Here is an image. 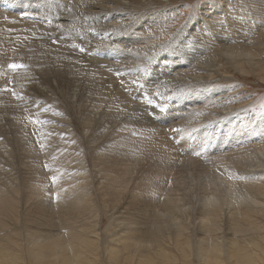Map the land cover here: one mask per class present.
<instances>
[{"label": "bare ground", "instance_id": "obj_1", "mask_svg": "<svg viewBox=\"0 0 264 264\" xmlns=\"http://www.w3.org/2000/svg\"><path fill=\"white\" fill-rule=\"evenodd\" d=\"M59 1L64 2L65 0ZM66 1L67 3L58 4L57 0H0V78L7 79L4 82L0 80V90L7 89L8 84L15 83V81V91L18 88L26 87L28 80L24 76L29 71V65L35 68L38 65L42 67L55 62L54 72H43L42 84L44 85L51 76L59 80L63 86L62 90L69 89L71 97L77 98V102L73 103L77 109L75 114L83 117L82 122L78 121L77 124L72 125L71 122L68 123L65 120V117H62L61 111L56 110L50 121L39 118H37L39 122L35 121L32 118V113L36 114V110L28 104V96L20 89L16 104L15 101L9 100L7 102L10 104H3L0 107V112L1 110L6 112L3 115L8 117L9 112L12 113L14 109H20L21 115H31V122H23V124L13 122V118L10 117L7 137L10 132L13 133L12 130H22L24 132L22 137L27 146L20 147L13 152L9 160L16 158L18 153L20 158L30 162L31 165L35 163L42 165L41 163L44 161L49 170L59 166L58 173H56L57 169L55 170L56 174L52 170L53 173L44 172V179L48 176H57L60 180L65 178L68 181L64 185L55 183L53 186V192L58 193L56 204L50 203V197L46 199V196H43L47 190L45 187L37 195H32L30 191H25L20 195L17 192L12 195V191L10 193L0 191V232L6 230L11 222L21 223L20 219L18 222L14 221V217L19 215L20 207H25L29 200H32L31 206L33 207L28 212L32 215L35 214L34 217L26 214L29 216L28 222L39 226L41 218L44 229L54 227L52 218H45L47 216L45 214H49L53 218L61 213L71 214L74 223L70 220L61 222L62 229L64 226H73L77 222L75 214L79 218L83 217V214L88 211L79 209L76 204L80 198L90 196L87 195L90 189L87 188L84 196L80 195L85 189V185L77 178L82 175L79 173L83 166L92 172L91 168L89 169L91 164L89 159L92 161V158L96 157L92 156V152L77 151L76 149L80 147L78 141L83 140V150L87 148L85 145L101 144L105 137V134L102 133L110 125L112 133L117 130L119 132L128 130L133 136L144 135L140 139H135V144L123 156L124 160L114 162L111 159L97 157L98 161L96 159L94 161L97 163L96 171L102 173L104 169L99 164L104 163L108 167V171L112 173L111 175L114 176L106 185L114 197L119 196L118 190H122V188L126 190L127 187L129 189V180L131 179L125 178V176L130 174L129 176L132 177L133 174L129 172L133 168H129L132 170L124 174L120 170L125 168L123 167L125 162H129L127 164L134 167L138 165L139 161H143L140 159L138 151L144 150V146L154 148L151 153H156L158 157L152 161L153 163L157 162L155 167H172L180 164L179 167L188 173L199 172V174L194 173L192 182H187L184 187H181L180 184L167 186L166 181L158 182L159 185L153 186L157 190L166 191V197L165 201H162V208L158 211L154 209L148 220L141 218L140 222H135L133 220L136 216L134 219L131 216L129 218L132 221L127 218L126 223H122L120 219L119 223H122L123 226L118 225V229L124 230L125 234L121 235L119 239L123 242L121 246L124 249L127 248L130 258L128 263L180 264V258H175L176 254L166 255L164 253L161 242L170 239L173 244L175 240H186V245H192L194 256L200 258L203 264H264V253L256 254L254 252L255 256L249 253L250 248L247 250L248 245L256 246L262 238L259 232L260 226L264 223V140L259 139V130L256 138L261 141L256 147L257 154H253L257 156L256 160L249 162L243 159L242 164L239 165L240 159L233 158L235 155L232 154L230 162L228 159L225 164L222 163L228 167L225 172L224 168L223 171L219 170L220 167L217 165L220 164L219 161L216 163L217 170L213 168L206 170L204 166L199 165L200 162L205 161L216 162L213 152L230 145L232 143L230 138H233L235 131H243L251 138L257 136L255 131L257 127L248 132V128L241 129L240 123H237L243 118L246 119V122L251 121L248 116L249 109L245 107L251 105L254 99L248 92L246 82L240 83V85L235 81L232 82L231 78L235 75L256 76L264 81V60L262 57L264 30L259 29V24L249 21L246 17L243 20L240 19L246 15L248 10L244 11L242 17L231 16L232 13L229 16L227 13L231 0L225 3L217 1L212 3L211 9L206 8L205 12H200L198 17L196 16V25L191 27L193 20L186 21L184 26L187 31L177 29L174 33L172 32L173 34L170 32L172 38L171 41H167L166 36L169 32L167 29L174 21H171L173 19L168 13L169 11L166 10L171 5H164L175 3L174 0ZM177 1L183 3L185 0ZM220 3L222 4L221 8L215 16H206L208 13L216 12L215 7L220 6ZM244 8H246L245 5ZM217 19L224 21L217 23L219 29L215 31L216 22L214 26L213 23L211 25V22ZM217 28L215 27V29ZM254 34L257 36L255 44H253L256 38ZM10 64L23 65V67L12 69L9 67ZM173 69L181 70L180 72L177 70L178 73L172 72L173 74L167 77ZM37 73L39 71H35L33 75ZM222 81L225 82L221 84ZM19 82L21 83L18 84ZM163 85L168 89L178 91L193 88V92L191 91V97L188 100L185 93L178 94L175 102L170 99L168 92L163 90ZM95 96H99L100 104L98 106L102 107L100 112L98 108L95 109L97 105ZM199 97L203 98L205 105L201 108L193 107V110L190 108L189 113L185 112L187 117L184 122L182 121L183 124L179 125L178 123L179 126H176V133L183 128L194 134L187 141L180 142L181 145L178 148L176 144H173L172 147L175 149L173 151L172 147L166 143L167 140L169 142V139L174 142L169 135L171 131H159L158 126L171 120L172 116H185L182 106L192 104ZM6 98H11V96H0V100ZM236 102L240 105L239 108L236 107ZM41 105V101L36 103V106ZM53 111L55 110L52 109ZM238 111L247 115L239 114ZM235 112H238L237 120L230 117L232 114L235 115ZM249 115L256 118L253 113ZM140 120L143 122L142 125H139ZM93 121L96 123H92ZM130 123L142 127H136L138 131L133 132L135 128H131ZM229 123L234 125L230 127ZM14 125L15 127H13ZM259 125H262V122ZM121 128L123 130H120ZM173 129L174 126L172 131ZM260 131L264 132V129ZM32 132L34 136L31 135ZM166 136L169 139H166ZM198 136H201L202 139L194 140ZM45 137L48 140H55L57 143L54 145L47 143ZM173 138L175 140V137ZM123 139V136H120L117 140L123 141ZM193 142L196 144L195 147L192 145ZM205 144H212V146L201 157L202 161L197 162L198 154L202 153L200 149ZM177 149L178 152H176ZM249 150L251 151V148ZM10 151L11 147L0 142V155H6ZM234 153L236 154V152ZM87 154L91 158H88ZM75 161H78L81 167L68 166ZM59 162L67 163V165L63 167ZM112 164H118V166L112 167ZM83 168L85 169V167ZM224 174L228 178H225ZM91 176L98 180L97 174ZM195 180L197 181L195 182ZM96 189L100 188L96 187ZM203 193L206 194V198L202 199L201 194ZM196 194L200 197L194 201ZM232 200H235L236 204L239 202V205L234 207ZM232 206L234 208H231ZM114 209L116 208L114 207ZM118 209L117 211H119ZM111 211L114 212V210ZM194 215L200 218L198 223L194 222ZM254 217L262 220L257 222L253 220ZM146 221H150L149 228L141 230L138 224L149 223ZM27 225L24 224V226ZM191 228L198 229L197 231L200 233L195 243L189 238H183ZM22 231H25V235L21 240L28 243L29 237L32 235L31 230L26 227ZM92 232L96 236V230ZM3 233L0 237L1 242L10 239L11 235V233ZM53 233L44 234V240H48L45 249L39 246L35 240L31 241L33 246L28 251V258L33 259L34 264H79V262L82 264V253L88 252L92 241L85 238L84 235L79 236L78 242L68 237L76 246L73 248L71 246L73 242L67 241V239L63 241L59 234ZM33 235L36 238L41 237ZM55 236L57 238H54ZM117 250L118 254L121 249ZM114 251L111 249L110 252L114 253ZM117 254H111L112 264H121L124 261V259L122 261V258H118ZM7 256L8 253L0 256V264H13L14 258L9 259L6 258ZM84 256L86 257V255Z\"/></svg>", "mask_w": 264, "mask_h": 264}, {"label": "rangeland", "instance_id": "obj_2", "mask_svg": "<svg viewBox=\"0 0 264 264\" xmlns=\"http://www.w3.org/2000/svg\"><path fill=\"white\" fill-rule=\"evenodd\" d=\"M174 1H175V3L172 2L170 4L164 5V6H168V5L172 6V4H173L172 7L171 6L167 7L168 9L165 8L166 10L169 11L168 13L171 15V17L173 19L171 21L172 22L174 21L173 23L170 21V23H172L170 25L171 27L169 26L167 29V31H169V32L166 31L168 33V35L166 36L167 41H171V38H172L171 34H173L177 29L187 31L185 26H184L186 21H188V20L192 21L193 20V24L191 25V27L196 25L197 24L196 16L198 17L200 12H205L206 8L211 9L212 3L217 2V1H223L225 3L228 0H185L183 3H180L181 1H177V0H174ZM61 2L62 1L57 0L58 4H61ZM65 2L67 3V1L65 0L64 2H62V4ZM177 5H178V7H177ZM221 5L222 4L220 3V6L215 7L217 9L216 12L208 13V14H206V16H215L219 12V8H221ZM229 5H230V9H229L227 15L229 14V16H230V14L232 13L231 16H234V15L241 16V15H243L245 10H248L246 15L243 17L241 16L242 18H240V19L243 20V18L246 17V19H248L249 21H252L253 23L259 24V29L264 30V17H263L264 16V0H231ZM244 5L246 8H244ZM139 17L141 18V16H139ZM139 17H137V19H140ZM222 21H224V20L220 21L219 19H217L216 21L211 22V25L213 23V26H214L215 25L214 23L216 22L215 27L217 28L218 27L217 23L222 22ZM215 27H214V30L218 31L219 28L215 29ZM138 31H143V30H138ZM170 32H171V34H169ZM188 36H190V35H188ZM256 39H257V36H256L255 42L253 44L256 43ZM250 44H252V43H250ZM262 57L264 60V52H263ZM43 60H46V59H43ZM28 67H29V71L24 76L28 80L27 86L23 87L21 89L18 88L15 91V85H16L15 84L16 81H15V83L8 84L7 89L0 90V96H3V97L11 96V98H6V99L0 100V107L3 104L4 105L10 104L7 102L9 100H11L12 102L15 101V104H16V101L18 100V97H19L18 90L20 89L21 92L25 93L28 96V100H29L28 104H30L32 106V108L34 110H36V114L32 113V115L34 116V117L32 116L33 120L38 121L37 118H39L40 120L46 119V120L50 121L52 119V117L54 116V113L56 112V110H59L62 112V117H65L66 118L65 120L68 123L71 122V124L73 125V124H77L78 121L82 122L83 117L75 114L77 109L73 105L74 102H77V98L71 97V94H69V93H71V92H69V89L62 90L63 86H61V82L52 76L50 78H48V81L47 80L45 81V83H44L45 86L42 84L43 72H45V71H47V72L50 71L51 73L54 72V70L56 69L55 62L48 64V65H44L42 67H40L39 65L35 68H32V65H29ZM175 70L176 69L171 70L167 77H170L173 74L172 72H174V73H178V71L180 72L181 69L180 70L177 69L178 71L177 70L175 71ZM35 71H39V73L33 75V73ZM21 79H22V77H21ZM0 80L2 82H4L7 79L3 77V78H0ZM231 80H233L232 82L235 81L239 84L240 83L243 84L246 82L247 83L246 87H248L247 89H249L248 92L250 95H252L251 97H253V99H254L252 101V104H251L252 106L249 105V106H246L245 108H248L249 109L248 112H250L249 114L253 113L254 117H256V118H253V116L248 114V116H250L249 117V120H251L250 122L249 121L246 122L245 121L246 119L243 118L242 120L237 121V123H240L239 125L241 126V129L242 128H248L247 129L248 132H250V130L252 128L257 127L255 130L256 134L258 133V130H259V132L261 133V134L258 133L260 136L259 139L262 138L264 140V132L260 131L261 129H264V119H263L264 118V113H263L264 112V81L260 80L256 76H244V75L243 76L242 75H235L234 77L231 78ZM223 82H225V81H222L221 84ZM20 83L21 82H19L18 84H20ZM228 83L231 84V82H228ZM64 86H66V85H64ZM167 89L168 88L163 85V90L165 92H168L170 99H172L175 102H176L178 94L185 93L187 96V100H188L191 97V91L193 92V88L186 89L187 91L186 90H179L178 91V90H172V89L167 90ZM79 94L82 95V93H79ZM94 98H95L96 103H97L95 109L98 108V111L100 112L102 110V107L98 106L100 104L99 96H95ZM39 101H41L42 105L36 106V103H38ZM194 102L192 104H186L184 107L182 106V108H183L182 110L184 111L185 116H183V117L172 116L173 118L171 120H168V121H165V122L159 124V126H158L159 131H164V130L165 131H167V130L171 131V133H169V135H171L170 137H172V139L175 143L172 142L171 139L168 138V136H166V139H169V142L167 140L166 143L168 145H170L171 147L173 144H176V146L178 148L179 145H181L180 142L183 143L184 141H187V139H189L194 134V133H191V131H190V133H189V131H185L186 129L184 130L183 128H181V130L176 133V131H177L176 126L183 124L182 121L184 122V120L187 117V113H189L191 110H193V107L194 108H201L205 105V101H203V98H201V97L197 98ZM20 103L22 104V102H20ZM236 107L237 108L240 107L238 102H236ZM190 108H191V110H190ZM52 109H54L55 111L52 112ZM186 111H187V113H185ZM238 112H239V114H245L244 112H241V111H238ZM238 112H235L236 116L234 114H232L230 117L236 118V120H237L238 119L237 118ZM5 113L6 112H2V110L0 112V142L7 144L8 147H11V151L8 152V154H6V155H0V186H1L0 191L1 192H8V193H10L12 191L11 192L12 195H14L16 192L20 195L21 193H23L25 191H30V193L32 195H37V194H40L39 191L43 187H45V188H47V190H46V193L44 192L45 194L43 193V196H46L45 197L46 199L50 197L49 198L50 203L56 204V197L58 196V193H56L55 191L53 192V190H54L53 186L55 185V183L56 184L61 183V185L63 183V185H64V183H68V181L65 180V178L63 179L64 181L60 180L57 176H51V177L48 176L44 179V176H43L44 172L45 173L46 172H48V173L54 172L55 173V170L57 169L56 173H58V167L59 166H57V168H55V169L51 168V170L53 171V172H51V170H49L48 165L45 164L44 161H42V163H41L43 166L40 164H37V163L31 165L30 162H27L26 160L20 158V155L18 153L16 154V158H14L13 160H9L10 159L9 157L12 155L13 152L17 151L20 147L27 146L26 141L22 137L24 135V132L22 130L21 131L12 130L13 133L10 132L8 137H7V131L9 128L8 123L10 122V117L13 118V122H15L17 124L18 123L23 124V122H25V123L31 122L30 121L31 115L30 116H29V114L28 115H26V114L21 115L22 112L20 109H18V110L14 109L12 113L9 112V117L3 115ZM245 115H247V114H245ZM142 120H140L141 123H139V125H142V123H143ZM261 122H262V125H259V123H261ZM92 123H96V121H93ZM178 123H179V125H177ZM237 123H235V124H237ZM129 125L131 128H135V129H133V132L138 131V128L142 127V126H138L134 123H130ZM233 125L230 124L229 126L232 127ZM173 126H174V129L172 131ZM13 127H15V125ZM136 127H138V128H136ZM73 129H75V128L73 127ZM120 130H123V129L121 128ZM32 131H33V129H32ZM33 134L34 133L32 132L31 135L34 136ZM102 134H105V137L103 138V140H102L103 142L101 144L95 143V145H93V146L85 145L87 148L85 150H83V148H84L83 140L80 139L78 141L80 143V147L76 150L77 151L80 150L83 152L84 151L92 152V156H94L96 158L99 157V158H104V159H111L112 161L115 162L117 160H124L123 156L126 155L127 152L130 150V148L135 144V139H140V138L144 137V135L141 136L139 134H138L139 136L138 135L133 136L132 133L128 132V130H123V132H119V130H117L116 132L112 133V131L110 129V125H109L108 129L106 131H104ZM166 134H168V133H166ZM246 134L247 133L240 131V130L235 131L233 138L232 137L230 138V142H232V143H230V145H227L226 147L224 146L220 150L213 152V156H215L216 162H213V161L212 162L211 161L200 162V161H202L201 157L203 155H205L206 151L209 150L212 146V144L211 145L205 144V146L200 149V152H202V153L198 154L199 157L196 159V161L200 162L199 165L204 166L206 168V170H209L211 168H213L214 170H217L216 169V163L219 161L220 164H217L220 167L219 170L223 171L222 169L224 168V172H225V169L227 171L228 167L224 166L223 164H225L226 163L225 161H227L228 159H229L228 160L229 162H230V160H232V158H231L232 154L235 155L234 157L232 155L233 158H237V159L239 158L240 159L239 165L242 164L243 159L246 161H249V162H251L252 160L253 161L256 160L257 156L256 155L254 156L253 154H257L256 147L259 145L261 140L259 141L258 138H256V137H258V134H257V136H253L252 137L253 139ZM48 136H51V134H48ZM120 136H123V138H124L123 141L117 140ZM173 137H175V140ZM45 139H46L47 143H50L52 145L57 143L55 140H48L47 137H45ZM199 139H202V137L198 136V137L194 138V140H199ZM40 145H37V146H40ZM192 145H193V147L196 146V144H194V142ZM249 145H250V147H249ZM240 147H242L243 150H241L242 148H240ZM250 148H251V151L249 150ZM143 149L145 151L144 150H142L141 152L138 151V154L140 153V157H141L140 159H143V161H139L137 166L134 163V165L136 167L135 166L134 167L129 166L127 164L129 162H125L124 165L122 164L123 162L121 163L123 165V167H125L123 170H120L122 172V174L126 173L127 171L129 172L132 170V169L129 170V168H133L132 171H134V172H132V171L129 172V173L133 174L132 177L129 176L130 174H128V173L127 174L129 177L125 176V178L131 179V180H129V185H130V186L128 185L129 189L127 187L126 188L127 191H126L123 188H122V190L119 188L120 189V190H118L119 196H117V197H114L113 193L112 194L110 193L111 190L107 189L108 187H106V185L108 184L110 179H112L114 177L111 175L112 173H110L108 171V167H106L105 164L102 163L99 165H102V167L104 169L103 172L101 173L99 171H96L95 165L97 163L94 162L96 158H92L93 159L92 161L89 159V161L91 162L89 169L91 168L90 170L92 172H89L87 170V167L83 166V167H85V169L82 167V170H80L79 174L80 175L84 174V175L83 176L81 175L79 177L80 179L79 178H77V179L79 181L81 180V182H83L85 185V189H83V192H81L80 195L84 196V194H86L85 192L87 191V188H88V189H90V191L87 193V195L89 194L90 196L88 195L89 196L88 198L87 197L86 198H80L76 204V206L79 207V209H83L84 211H88V212L84 213L83 217H80V218L77 214H75V218L77 219V222L73 226H70V227L64 226L62 229L61 222H66L67 220H70V222L74 223L73 222L74 218H72L71 214H70L71 215L70 216V215H66L63 213L56 215L54 218L49 214H45V216L47 215L45 218L48 217V219H49V217H51L53 220L52 224H54V227L53 228L49 227L50 229L42 228L41 218L39 219V226L40 227L36 226L35 223H29L27 220L28 217L29 216L34 217V214H35V213H33V215H32V213L28 212L30 210V208L33 207V206H31L32 200H29L26 203L27 205L25 207H23V208L20 207L21 210L18 211L20 216L16 215L14 217V221L18 222V220L20 219L21 223L16 224L15 222H11V223L9 222L10 224L8 225L7 229L4 231L2 230L3 232H5L7 234L11 233V235H10L11 241L9 238L3 242H1L2 240H0V256H3V255L8 253V256L6 258H9V259L14 258L13 264H17V263L34 264L33 259L28 258V251H30V247L33 246L31 241L35 240L39 246H41L42 248L45 249L46 246L48 245V240H44V238H45L44 234L54 232V233L59 234L60 239L63 241H66V239H67V241H71V239L72 240L75 239L74 241L78 242L79 236L84 235L85 238H87L88 240L93 242V243L92 242L90 243L91 246L89 247L88 252H86L87 254L82 253V256H83V258L81 259L82 264H112L113 262H112L110 256H111V254L114 255V253L117 254V251H118L117 249H121L119 252L120 254L119 253L117 254L118 258H122V261L124 259V261L122 263L121 262L120 263L121 264H130V263H128V262H130V258H129V254H127V252H128L127 248L125 247L126 249H124V247L121 246L123 244V242H121L119 239L121 235L125 234V232H124V230H119L118 225L123 226L122 223L123 222L126 223V219L131 217V216L133 217V219L136 216V218L133 220L135 222H140L142 220L141 218H146V220H148L149 219L148 217L152 216L151 214H152L154 209H155V211H156V209L158 211L159 209L162 208V206H163L162 201L163 202L165 201L166 191L157 190L155 187H153V186L159 185L158 182H161V181L165 182L166 181L167 186H170L172 184L173 185L174 184H180L181 187H184V185L187 184V182H192V179H194L193 178L194 173L199 174V172H197V171H194L192 173H188L187 171H185L184 169L179 167L180 164H178V165L176 164L172 167H170V166H162V167L157 166V167H155L157 162L153 163L152 161H153V159L158 158V157H157L156 153H154V152L151 153V151L154 148L144 146ZM172 149H173V151H175V149L173 147H172ZM248 150H249V152H248ZM243 151H244V153H243ZM252 151L255 153H253ZM169 152H171V150H169ZM176 152H178V149L176 150ZM234 152H236V154ZM93 153H95L96 155H94ZM87 156H88V158L90 157L89 154H87ZM254 157H256V158H254ZM84 160H85V158H84ZM206 162H207V165H206ZM59 163L62 164L63 167L67 165V163L66 164L62 163V162H59ZM208 164H210L211 166ZM68 166L69 167H72V166H80L81 167V165L79 164L78 161H75L73 164L68 165ZM117 166H118V164H112V167H117ZM43 167H45L47 169V171ZM105 168H106V170H105ZM59 169H60V167H59ZM123 171H125V172H123ZM88 172L90 173V175ZM93 174L98 175L97 176L98 180L96 178H94L93 176H91ZM86 175H89V176L87 177ZM152 176H154L153 179H151ZM53 177H55V178L57 177V178L55 180H53ZM224 177L228 178L225 174H224ZM88 178H90V179H88ZM92 178L94 179V182H93ZM201 179H203V178L201 177ZM83 180H85V181H83ZM86 180H87V182H86ZM88 181H90V182H88ZM95 181H96V183H95ZM196 181L197 180H195V182ZM45 182L47 185L45 184ZM52 182H54V183L52 184ZM41 183H43V184H41ZM95 184H98V185H95ZM89 185H90V187H89ZM94 185H95V187H94ZM101 186H103V187H101ZM225 186H227V185L225 184ZM96 187L100 188V189L97 190ZM152 188H155V189L153 190ZM48 190H50V191H48ZM151 190H153V191H151ZM197 190H198V192H200L199 189H197ZM106 192H108L109 194ZM49 195H51V196H49ZM196 195H197L196 197L194 196V201H196L197 198L200 197V196H198V194H196ZM201 195L203 196L202 199L206 198V194L203 193ZM232 201H233L232 204L234 205V207H237V204L239 202H237V204H236L235 200H232ZM28 204H30V205H28ZM244 204H246V203H244ZM244 204H243V206H244ZM114 207L116 209H114ZM234 207L232 206L231 208H234ZM244 207H246V206H244ZM117 209L119 211H117ZM60 210H66V209H60ZM111 210H114V212ZM115 213H116V215H115ZM26 214L29 216H27ZM121 214H123V215H121ZM124 215H127L128 217L124 216ZM110 216H112V217H110ZM120 216H122V217H120ZM137 217H138V220H136ZM111 218L112 219L114 218L113 220H115L116 223H115V221L113 223V220ZM139 218H140V220H139ZM120 219L122 220V223H119V222H121ZM128 220L132 221L131 218H129ZM193 220L195 223H198L200 218L197 217L196 215H194ZM253 220L260 222L262 219L254 217ZM4 222L8 223L7 221H4ZM146 222H149V223H146V224L145 223H142V224L139 223L138 224V226L141 228V230H146L149 228L150 221H146ZM23 223L28 224V225L24 226ZM48 223H50V222H48ZM262 224L263 225L260 226V232H259V235L262 236V238H260V240H259L260 243L258 242V244L256 246H252V245L251 246L248 245L250 247L247 246V250H249V248H250L249 253L252 255H255V256L258 252L264 253V223H262ZM96 225H98V226H96ZM140 225H142V226H140ZM20 227L22 230H25L26 227H28L31 230L30 232L32 235L29 237L30 239L28 240V243L26 241L24 242L21 240L25 235V231H22L20 229ZM73 227H75V228H73ZM79 229L81 232L79 231ZM83 229H84V231H83ZM93 230H96V232H97L96 236L94 235L95 233L92 232ZM197 230L195 228L189 229L186 232V234L183 236V238L184 239L189 238L193 241V243H195L197 238L200 236V233ZM3 232L2 233L0 232V237L2 236V234H4ZM82 232L85 234H83ZM16 233H17V235H16ZM33 234L39 235L41 237L36 238ZM65 234H67L68 236H66ZM221 234L224 235V233H221ZM92 235H94L93 236L94 238L91 237ZM117 235H118V237H117ZM68 237H70L71 239H68ZM54 238H57V236H55ZM108 239H110V240H108ZM112 239H114L115 241H113ZM94 241H96V242H94ZM112 241H113V243H112ZM71 242H73V241H71ZM98 243H100V244H98ZM108 244H110L111 246L110 245L108 246ZM161 244L163 245L164 253H166V255L176 254L175 258H180V260H179L180 264H203V262L201 261L200 258H197L196 256H194V254L192 252L193 248H191L192 245L191 246L186 245V240H179V241L175 240V242H174L175 247H174L173 242L170 239L163 240L161 242ZM23 245H25L26 247ZM71 246L73 248H76V246L74 245V242L71 244ZM92 246H93V248H91ZM180 246H182V247L180 248ZM111 249L115 250L114 253L110 252ZM22 252H24V253H22ZM254 252H256V254H254ZM20 253H22V254H20ZM23 255H24V257H23ZM84 255H86L87 258ZM15 257H17V258L19 257L20 259L19 258L17 259ZM258 257H259V255H258ZM21 258H23V259H21ZM159 258H161V257H159ZM14 261H16V262H14ZM48 262H49V260H48ZM79 264H80V262H79Z\"/></svg>", "mask_w": 264, "mask_h": 264}, {"label": "snow or ice", "instance_id": "obj_3", "mask_svg": "<svg viewBox=\"0 0 264 264\" xmlns=\"http://www.w3.org/2000/svg\"><path fill=\"white\" fill-rule=\"evenodd\" d=\"M9 67L12 68V69H16V68H19V67H23V65L10 64ZM53 180H55V177H53Z\"/></svg>", "mask_w": 264, "mask_h": 264}]
</instances>
